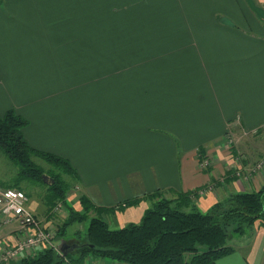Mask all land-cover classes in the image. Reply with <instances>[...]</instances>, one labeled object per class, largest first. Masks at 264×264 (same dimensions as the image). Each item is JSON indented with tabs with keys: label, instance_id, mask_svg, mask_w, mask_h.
I'll use <instances>...</instances> for the list:
<instances>
[{
	"label": "crops",
	"instance_id": "0c3cea01",
	"mask_svg": "<svg viewBox=\"0 0 264 264\" xmlns=\"http://www.w3.org/2000/svg\"><path fill=\"white\" fill-rule=\"evenodd\" d=\"M9 108L28 120L32 147L69 160L76 195L107 208L112 229L138 222L152 204L144 196L158 190H196L203 211L231 192L258 190L264 0H0V114ZM1 169L0 185L13 182L18 169L0 150ZM26 206L57 245L47 226L60 215L45 194L27 192ZM29 231L0 213V257ZM227 244L233 250L215 264H264V223ZM98 261L112 262L83 264Z\"/></svg>",
	"mask_w": 264,
	"mask_h": 264
},
{
	"label": "trees",
	"instance_id": "16d2710c",
	"mask_svg": "<svg viewBox=\"0 0 264 264\" xmlns=\"http://www.w3.org/2000/svg\"><path fill=\"white\" fill-rule=\"evenodd\" d=\"M27 122L12 108L1 113L0 148L32 181L45 184L42 180L44 171L33 161V155L44 158L58 170L57 173L48 172L54 178L52 184H46L45 194L51 211L55 201H65L70 186L67 181L59 179L58 174L77 180V172L67 158L32 147L22 132ZM196 196V190L176 192L170 198L159 190L146 194L144 197L152 200V204L140 220L112 229L101 216L107 208L96 206L81 195V209L72 208L74 211H70L56 228V237L59 241L65 240L69 225L85 220L91 210L96 213L90 218L82 239L66 241L77 243L74 249L63 255L54 246H48L11 264H83L87 256L123 264H215L216 259L233 250L227 244L230 227L237 234H243L257 221L264 222V182L258 190L231 192L205 211L192 200ZM140 199L135 197L122 203L134 205Z\"/></svg>",
	"mask_w": 264,
	"mask_h": 264
},
{
	"label": "rangeland",
	"instance_id": "374dc122",
	"mask_svg": "<svg viewBox=\"0 0 264 264\" xmlns=\"http://www.w3.org/2000/svg\"><path fill=\"white\" fill-rule=\"evenodd\" d=\"M0 150H1V152H3L5 154V152L2 150V148H0ZM5 156H6V158L8 160H10V161L12 160L6 154H5ZM262 156H263V158H262ZM259 158L264 159V151H262L259 154V157L257 158V160ZM32 159H33V161L36 164L41 166L42 170L44 171L43 175H47V176L52 177L51 175L48 174V172H51L52 170L55 173L58 172V170L53 168L49 163H47L44 158H42L40 156L33 155ZM204 159H205V157L201 160V163L203 162ZM12 161L14 162L15 167H17V169H18V170L15 169L17 171L14 174V181L12 182L8 178V180H5V184H1L0 185V190H2L3 188H6V187H14L15 186L16 188H19V189L23 190L25 192L26 196H27V192H30L31 194L34 193V195H38L39 194L41 196L46 194V188L48 187V185H46V183L45 184L44 183L41 184L39 182L32 181L33 179H30V178L26 177L27 175L22 173V170H21L20 166L14 160H12ZM262 161H264V160H262ZM258 163H259V161L255 165V167H254L255 169L258 168V166H259ZM262 163L263 162H261L260 164H262ZM2 170L3 169L0 170V173L2 172ZM9 171L10 170L7 168V170H5V172H3L2 175L6 176ZM240 171H242V169H240ZM240 176H242V174ZM240 176H238V177H240ZM9 177H10V179H11V177H13L11 173L9 174ZM58 177H59V179H61L63 181H67L70 184V186L66 190L65 201L57 200L52 205V206L58 205V210H56V212L59 213V215H60V218L56 219L55 222L52 223V226H50V225L47 226V227H50V228H48L49 230L52 229L51 227H53L54 230H55L54 232H56V228L59 227V225L62 223V220H64V218H66V215L70 211H74L72 209V200H75V201L79 200L80 196L82 195V194H77L76 195V192H78V186L76 184L77 183L76 179H73L71 176L66 175V174H62V173L58 174ZM73 194H75V196ZM72 195H73V197H71ZM169 198H170V196H169ZM194 199L195 198H192V200L195 202ZM47 206H48V209H49L50 205L48 203H47ZM52 208H54V207H52ZM95 214L96 213L93 210H91V211H89L88 216H87V218L85 220L80 221V222H75V223L69 225L68 228L65 230V234H64L65 240L66 241H74V240L82 239L84 237V235H85V232H86V229H87V226H88L90 218L93 215H95ZM257 222H259V221H257ZM259 223L263 224L264 222L262 221V222H259ZM228 232L230 233L229 236H228V239H230V240H232L233 238L238 237V235H239L236 232L232 231L231 227L228 229ZM51 234H53V233H51ZM54 236H56V233L54 234ZM72 236H76V238L75 237H74V239L73 238H69V237H72ZM53 238L54 239H58V237L57 238L53 237ZM66 238H68V239H66ZM55 246H56L55 248L58 249V244L57 245L55 244ZM45 247H48V246H45ZM43 248H44V246H43Z\"/></svg>",
	"mask_w": 264,
	"mask_h": 264
},
{
	"label": "built area",
	"instance_id": "2783aa9c",
	"mask_svg": "<svg viewBox=\"0 0 264 264\" xmlns=\"http://www.w3.org/2000/svg\"><path fill=\"white\" fill-rule=\"evenodd\" d=\"M202 166L208 164V159L205 158L201 163ZM27 196L25 192L19 188L6 187L0 190V213L12 215L20 220V223L25 228H29L27 236L21 241L16 248L7 250L1 257L0 260L5 262L18 251L23 250L25 247L38 248L42 246H54L52 243V234L41 227L40 222L34 216V214L26 206ZM58 210V205L54 206L53 211ZM66 264H74L66 262ZM91 264H122L117 261L112 262H96Z\"/></svg>",
	"mask_w": 264,
	"mask_h": 264
},
{
	"label": "water",
	"instance_id": "95a60500",
	"mask_svg": "<svg viewBox=\"0 0 264 264\" xmlns=\"http://www.w3.org/2000/svg\"><path fill=\"white\" fill-rule=\"evenodd\" d=\"M42 180L46 184H52L54 182V179L47 175H43ZM76 245L77 243H66V240L61 239L58 243V250H60L62 254L65 255L67 254L68 251L74 249Z\"/></svg>",
	"mask_w": 264,
	"mask_h": 264
}]
</instances>
